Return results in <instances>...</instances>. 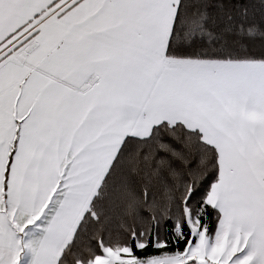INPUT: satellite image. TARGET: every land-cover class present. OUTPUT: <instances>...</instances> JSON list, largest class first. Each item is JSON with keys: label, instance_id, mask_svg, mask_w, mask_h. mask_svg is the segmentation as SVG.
<instances>
[{"label": "snow or ice", "instance_id": "6c2138e0", "mask_svg": "<svg viewBox=\"0 0 264 264\" xmlns=\"http://www.w3.org/2000/svg\"><path fill=\"white\" fill-rule=\"evenodd\" d=\"M0 264H264V0H0Z\"/></svg>", "mask_w": 264, "mask_h": 264}]
</instances>
